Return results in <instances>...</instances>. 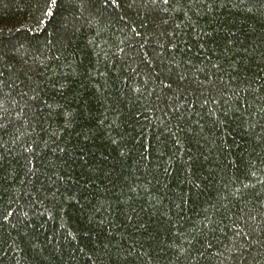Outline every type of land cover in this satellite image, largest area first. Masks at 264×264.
Segmentation results:
<instances>
[{
  "label": "trees",
  "instance_id": "obj_1",
  "mask_svg": "<svg viewBox=\"0 0 264 264\" xmlns=\"http://www.w3.org/2000/svg\"><path fill=\"white\" fill-rule=\"evenodd\" d=\"M0 264H264V0H0Z\"/></svg>",
  "mask_w": 264,
  "mask_h": 264
}]
</instances>
